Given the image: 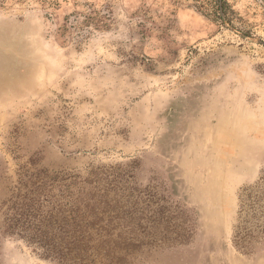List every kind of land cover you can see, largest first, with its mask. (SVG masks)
<instances>
[{
	"label": "rangeland",
	"instance_id": "rangeland-1",
	"mask_svg": "<svg viewBox=\"0 0 264 264\" xmlns=\"http://www.w3.org/2000/svg\"><path fill=\"white\" fill-rule=\"evenodd\" d=\"M227 1L232 24L194 0H0V264H57L5 223L66 176L124 191L132 264H264L232 243L264 176V0Z\"/></svg>",
	"mask_w": 264,
	"mask_h": 264
},
{
	"label": "trees",
	"instance_id": "trees-1",
	"mask_svg": "<svg viewBox=\"0 0 264 264\" xmlns=\"http://www.w3.org/2000/svg\"><path fill=\"white\" fill-rule=\"evenodd\" d=\"M194 1L221 24L234 22L227 0ZM76 179L66 176L57 183L32 184L23 203L6 219L7 233L57 264H132L139 246L134 231L127 234L121 224L124 191L112 182ZM241 197L232 243L240 253L252 254L264 245V176Z\"/></svg>",
	"mask_w": 264,
	"mask_h": 264
}]
</instances>
